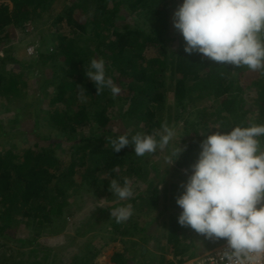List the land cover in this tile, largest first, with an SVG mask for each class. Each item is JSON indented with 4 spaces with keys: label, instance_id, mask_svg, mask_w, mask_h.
<instances>
[{
    "label": "trees",
    "instance_id": "trees-1",
    "mask_svg": "<svg viewBox=\"0 0 264 264\" xmlns=\"http://www.w3.org/2000/svg\"><path fill=\"white\" fill-rule=\"evenodd\" d=\"M55 1L0 0V96L16 104L23 101L30 96V74L26 70L41 71L36 78L39 92L32 129L37 141L20 151H0V264H56L57 254L49 258L40 251L53 250L37 241L41 231L53 234L68 225L77 203L72 195L81 197L86 187L94 188L99 195H104L102 190L112 193L110 181L123 184L125 178L132 183L133 197L107 210L131 204L133 215L122 223L107 215L110 241L134 245L133 239L137 238L138 251L144 255L149 252L146 239L150 226L164 217L166 236L158 245L159 252L147 257V264H184L225 242L209 240L179 225L181 209L176 200L205 134L237 125H264V72L250 73L246 67L215 64L201 54L185 52L183 37L168 35L165 0H70L55 17L56 25L65 23L69 30L62 33L60 28L55 29L53 51L45 53L40 47L30 60L19 58L7 44L14 40L18 28L26 32L27 24L39 13L51 12ZM121 10L131 18L127 23L121 22ZM168 40L178 42L171 53L166 51ZM93 58L104 59L108 75L125 97L121 95L117 100L108 90L97 94L85 75ZM46 69L52 78L47 77ZM170 91L172 103L168 105ZM45 100L47 126L63 139L38 131L39 106ZM22 109V105L15 107L17 117L24 115ZM189 109H194L193 113L187 114ZM194 114L196 121L189 118ZM116 116L135 119L137 127L149 134L160 131L162 124L173 127V123L181 122V138H188L176 142L174 150L183 149L176 168L162 172L150 155H135L132 144L115 153L109 141L116 136L108 129ZM97 132L103 138L96 137ZM4 134L9 132H0ZM258 139L264 152V137ZM63 141L69 143L64 152L69 156L68 164L60 160ZM99 212L105 213L106 209ZM155 213L147 224L143 221ZM92 216L97 218V212ZM21 224L34 236L15 235ZM88 224L90 221L83 222L77 232L82 233ZM196 239L203 243V250L197 251ZM125 249L126 258L113 257L116 264H130V259L139 264L145 257L136 258L130 246ZM96 253L88 251L82 259L74 255L70 264H100L92 260Z\"/></svg>",
    "mask_w": 264,
    "mask_h": 264
},
{
    "label": "clouds",
    "instance_id": "clouds-1",
    "mask_svg": "<svg viewBox=\"0 0 264 264\" xmlns=\"http://www.w3.org/2000/svg\"><path fill=\"white\" fill-rule=\"evenodd\" d=\"M172 19L185 52L201 54L215 64L264 72V0H182ZM85 75L97 94H120L103 58H93ZM175 136V129L165 123L158 132H129L109 142L115 153L132 144L135 155L144 157L167 148ZM259 137H264V125H237L205 134L176 200L179 225L209 240L226 241L221 264H259L264 258V152ZM182 151L173 150L170 165ZM109 190L121 201L133 197L127 178L123 184L110 181ZM132 215L131 204L111 210L117 223Z\"/></svg>",
    "mask_w": 264,
    "mask_h": 264
},
{
    "label": "rangeland",
    "instance_id": "rangeland-1",
    "mask_svg": "<svg viewBox=\"0 0 264 264\" xmlns=\"http://www.w3.org/2000/svg\"><path fill=\"white\" fill-rule=\"evenodd\" d=\"M70 0H57L52 5V10L49 13H39L35 19H33L31 22L27 24L26 32H23L21 29H17L15 38L12 42H9L7 44V48L12 47L14 53L19 58H22L23 60H30L32 57H29L27 54V48L30 46H36L37 48L42 47L43 51L46 52H52L54 48V35L56 33L55 29L58 27L59 30L64 33V31H67L65 23H61L56 25L55 24V17L58 13H60L64 5L68 3ZM168 8V20H169V28H168V35L170 37L174 36H181L177 30L173 26V13L174 11L179 7V5L182 3V0H165ZM119 16H121V22L127 23L131 18L128 17L125 10H121L119 13ZM57 28V29H58ZM178 46L177 41L168 40L166 43V51L167 53H171L173 49H175ZM154 52V49L148 50L149 55ZM1 55V54H0ZM26 71L29 72V77L27 78L30 84L29 94L26 99H24L21 102H13L9 98H6L4 96H0V132H9L7 135H0V151L7 150V149H15V150H22L24 147L33 146V144L37 141L36 133L32 131L34 126V120H35V106L36 101L35 97L38 95L39 89H38V82L36 78L41 75L40 69H34V68H28ZM251 71V70H250ZM254 71H251L252 73ZM47 77H51L52 73L49 72L48 69H46ZM167 78H169V74L167 73ZM52 78V77H51ZM169 81V79H168ZM169 83V82H168ZM28 89L26 92H28ZM171 91L167 94L168 99V105L172 103L171 99ZM125 97L124 91L120 92V94L115 98L118 100L119 96ZM47 100L42 101L41 106H39V115H40V124L38 131L43 134L52 133L54 137L56 138H62L61 134L56 132L54 129L47 126L48 121V112H47ZM17 105L23 106L24 113L23 116L17 117V112L15 110V107ZM125 108V106H124ZM123 108V109H124ZM37 109V108H36ZM125 110V109H124ZM194 109H189L187 114L193 113ZM116 112V111H115ZM119 118V119H117ZM190 119H193L194 121L197 120V114H194L189 117ZM110 126V134L114 136H118L120 134H125L131 132L132 134H135L136 132H144L143 129L140 130V128L137 127L136 121L134 120H123L122 118L116 116V120H114ZM3 126V127H2ZM173 128L176 131V136L172 142H174L173 146H171L169 149L165 148L164 150H158L156 153L151 154L150 158L154 159L157 163L160 164V170L163 172L166 168L170 170H174L176 168L177 160H175L171 165L169 163V159L173 158L171 157V153L174 150V147L177 145V141L182 142L188 137L183 136L181 138L180 134H183V127L182 123H173ZM58 136V137H57ZM98 138H103V135L99 134L97 132L95 134ZM184 138V139H183ZM171 142V143H172ZM63 144L61 145L60 154H61V162L66 161L65 164L69 162V156H67L64 152L66 151L69 143L63 141ZM99 144V142H96ZM128 147V146H126ZM182 172L187 174L186 170H182ZM79 181V175H77L76 178ZM143 187L144 185H141ZM161 189L162 186H159ZM67 190L72 192L70 188H67ZM95 189L90 188H84L81 191V197H75L72 195V197L77 201L73 205L72 210L74 211V215H70L68 218V225L65 228L57 230L55 233H50L49 230H43L41 231L40 236L38 237L37 241L41 244L45 245L46 247L53 248V250L46 251V250H40L42 251V255H47L49 258L56 256V264H70L73 256L78 255L80 259L88 253V251H97L96 257L92 259L95 260L98 263L102 264H116L113 260L114 256H122L123 259L127 257L126 255V247L129 248V246L136 251L135 256L136 258H140L139 256H145L141 257L139 264H147L148 258H151V252L156 253L159 252L158 245L162 241H164L163 236H166L167 229L164 227L165 219L164 217H161L158 219L154 224H152L147 234V241H146V248L149 250V252H146L144 255H140L139 249L140 244L137 240V238L133 239L134 245L131 243H127L125 245L120 240H114L110 241V236L112 235L109 231L111 229L110 224L108 223L105 218H107V215H111V210H107L108 207L112 206L118 201H121L119 199H116L114 195H110L112 193L105 192L102 190L104 195H99L95 191ZM127 203V202H126ZM126 205V204H124ZM123 206V205H122ZM106 209V212H99L101 209ZM115 209V208H113ZM97 212V218L93 219L92 215ZM157 213H155L152 216L144 217L143 221L146 222V224L153 219ZM168 215V214H166ZM90 221V224L84 227L82 233H78V227L81 226V224L84 222ZM16 234H20L22 236H26L29 234V236H34V233L32 231H28V229L25 227V225L21 224L20 227L14 232ZM108 242V243H107ZM138 242V243H137ZM163 243V242H162ZM197 244V251L203 250V243L196 239ZM14 245V243H13ZM133 246V247H132ZM27 250H29V247H26ZM29 248V249H28ZM39 254L41 252L38 251ZM169 255V254H168ZM39 257L36 258L38 260ZM32 261H35L34 259ZM135 260L130 259L129 263L134 264ZM184 264H189V260L185 262Z\"/></svg>",
    "mask_w": 264,
    "mask_h": 264
},
{
    "label": "built area",
    "instance_id": "built-area-1",
    "mask_svg": "<svg viewBox=\"0 0 264 264\" xmlns=\"http://www.w3.org/2000/svg\"><path fill=\"white\" fill-rule=\"evenodd\" d=\"M27 54L29 57L37 56L38 48L36 46L28 47ZM225 244L226 241L211 249L201 252L197 257L189 259V264H221L220 251L225 247ZM259 264H264V258L259 261Z\"/></svg>",
    "mask_w": 264,
    "mask_h": 264
}]
</instances>
